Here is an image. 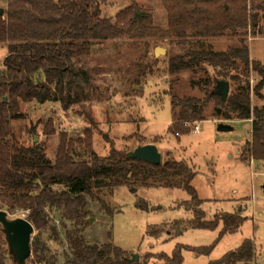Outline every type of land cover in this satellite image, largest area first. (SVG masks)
<instances>
[{
	"label": "trees",
	"instance_id": "trees-1",
	"mask_svg": "<svg viewBox=\"0 0 264 264\" xmlns=\"http://www.w3.org/2000/svg\"><path fill=\"white\" fill-rule=\"evenodd\" d=\"M6 3L0 15V45H5L7 56L0 66V211L13 214L26 212V220L38 235L31 240L30 264H58L57 255L40 240L43 230H50L54 242L61 245L51 212L61 214V227L65 230V244L69 250L65 264H145L130 263L120 249L109 244H90L84 237L89 225L88 200L98 203L111 213L106 196L126 187L180 189L190 197L182 203L186 211L193 212L188 222L177 221L176 235L187 228L214 230L223 224L219 238L239 231L244 219L239 215L222 214L213 222H205L199 209L201 201L191 182L195 176L188 165L173 158L155 166L131 160L127 152L112 149L105 157L91 152L88 159L77 161L71 152L76 143L91 148L89 131L84 138L68 140L63 135L55 159L50 160L39 144L30 147L13 142L10 130L11 113L18 100L45 104L55 100L51 86L60 91L71 60L84 52L90 43L109 40L161 39L185 43L189 48L169 60V73L201 68H212L217 80L232 84L233 90L226 101L214 94L217 82L206 80L203 99L172 97L173 123L170 131L175 135L188 133L184 123L193 125L206 120L205 113L213 103L211 117L216 121H250L251 139L240 152L242 162L264 163V64L250 60L249 48L240 39L238 46L217 53L205 49L202 40L237 35L250 31L253 37L264 34V0H160L167 14V28L153 24L152 14L136 4L119 12L114 20L103 18L99 0H1ZM190 40H193L192 42ZM87 50V49H86ZM258 82L252 88L250 75ZM210 86L212 87L210 89ZM254 97L259 105H252ZM64 108L70 101L62 100ZM137 209L147 211L142 200ZM68 224L71 227H68ZM160 231H152L157 236ZM0 225V264H7V255L16 264ZM214 247L194 249L179 246L172 257L158 255L163 264H182V251L198 255L209 254ZM150 258V257H149ZM253 258L249 240L241 247L209 264H236Z\"/></svg>",
	"mask_w": 264,
	"mask_h": 264
},
{
	"label": "rangeland",
	"instance_id": "rangeland-1",
	"mask_svg": "<svg viewBox=\"0 0 264 264\" xmlns=\"http://www.w3.org/2000/svg\"><path fill=\"white\" fill-rule=\"evenodd\" d=\"M132 4L149 11L154 26L167 28V14L160 0H99L101 16L112 20ZM5 8L6 3L0 0V9ZM240 39L249 48L250 60L264 64V34L253 37L250 31L247 34L243 31L201 42L205 49L222 53L238 46ZM157 48L164 49L165 53L155 56ZM188 48L185 43L161 39L90 43L87 50L72 58L60 91L51 86L54 101L45 104L17 101L10 119L13 142L22 147L39 144L52 161L63 135L68 140H76L84 138L86 130L91 148L76 143L71 154L77 161L88 159L91 152L105 157L112 149L131 152L154 142L162 162L167 158L182 161L195 174L191 186L202 202L199 209L205 214L204 221L213 222L222 214L239 215L244 219L239 231L219 238L223 229L220 222L214 230L187 228L176 235L177 221L186 223L193 219V212L182 207V203L190 200L185 191L121 187L112 197L104 198L111 213L88 200L86 241L98 245L111 243L127 256L138 255L140 263L145 264H163L157 256L170 258L179 246L194 249L213 246L207 255L182 251V264H209L238 250L249 240L253 246L252 260L236 264H264V163L242 162L239 158L242 148L250 142L251 122L216 121L211 117V103L205 113L206 120L197 122L198 132L191 127L188 133L177 136L169 130L173 123V96L203 99L206 80L219 81L207 65L169 73V60ZM6 56V46L0 45V66ZM257 82V77L251 74V87ZM229 86L230 93L234 88L231 83ZM67 99L70 104L64 108L62 100ZM251 102L261 104L254 97ZM219 123L229 125L232 130L218 132ZM140 200L148 206L147 211L137 209ZM26 215L23 211L8 213L10 220L26 219ZM51 216L61 245L54 242L50 230H43L40 240L57 255L58 264H65L69 250L60 224L61 214L53 210ZM154 230L160 233L154 236ZM37 235L34 230L32 240ZM3 250L8 253L6 242ZM9 257L7 264L12 263Z\"/></svg>",
	"mask_w": 264,
	"mask_h": 264
},
{
	"label": "water",
	"instance_id": "water-1",
	"mask_svg": "<svg viewBox=\"0 0 264 264\" xmlns=\"http://www.w3.org/2000/svg\"><path fill=\"white\" fill-rule=\"evenodd\" d=\"M4 10L0 9V15H3ZM161 53H165L164 49L157 48L155 50V56H159ZM229 82L225 80H219L214 87V94L226 101L229 95ZM218 132H229L232 128L223 123H219ZM128 159L143 161L147 164L159 166L162 163V156L159 153L157 147L153 144H147L144 146H138L133 151L127 152ZM0 225L3 228L9 252L12 255L16 264H25V262L31 257V240L34 233L33 226L23 218H17L10 220L6 212L0 211ZM139 261L138 255H133L130 263H137Z\"/></svg>",
	"mask_w": 264,
	"mask_h": 264
},
{
	"label": "built area",
	"instance_id": "built-area-1",
	"mask_svg": "<svg viewBox=\"0 0 264 264\" xmlns=\"http://www.w3.org/2000/svg\"><path fill=\"white\" fill-rule=\"evenodd\" d=\"M183 126L185 128H191L192 127V131L194 132H198L199 131V127L197 126V123L193 124V125H190L188 123H184ZM178 136V135H177Z\"/></svg>",
	"mask_w": 264,
	"mask_h": 264
},
{
	"label": "crops",
	"instance_id": "crops-1",
	"mask_svg": "<svg viewBox=\"0 0 264 264\" xmlns=\"http://www.w3.org/2000/svg\"><path fill=\"white\" fill-rule=\"evenodd\" d=\"M250 122V121H249ZM148 144H153V145H155L156 146V143H154V142H150V143H148Z\"/></svg>",
	"mask_w": 264,
	"mask_h": 264
}]
</instances>
